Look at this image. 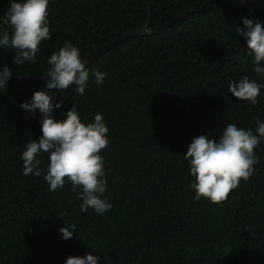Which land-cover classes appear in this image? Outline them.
Wrapping results in <instances>:
<instances>
[{
    "label": "trees",
    "instance_id": "1",
    "mask_svg": "<svg viewBox=\"0 0 264 264\" xmlns=\"http://www.w3.org/2000/svg\"><path fill=\"white\" fill-rule=\"evenodd\" d=\"M49 0L51 39L35 61L13 63L15 50L0 48V65L11 78L43 75L48 59L65 42L81 57L132 31L155 29L193 11L159 32L134 36L95 58L83 95L75 85L47 89L46 80L0 87V264H65L91 253L98 264H264V141L260 163L217 205L190 188L194 177L184 157L194 137L217 138L227 123L255 129L264 121V88L258 103L235 98L229 82L249 75L253 56L235 28L247 16L264 25V0ZM10 0H0V17ZM3 27V26H0ZM11 33V28L9 27ZM92 69L106 73L97 84ZM9 78V79H11ZM37 90L63 100L52 116L65 119L74 104L82 122L103 115L110 143L104 157L106 192L112 208L81 211L83 201L67 180L49 190L48 154L38 158L41 176H25L21 154L39 140L41 113L21 107ZM62 216V217H60ZM76 229L70 239L59 231Z\"/></svg>",
    "mask_w": 264,
    "mask_h": 264
},
{
    "label": "clouds",
    "instance_id": "2",
    "mask_svg": "<svg viewBox=\"0 0 264 264\" xmlns=\"http://www.w3.org/2000/svg\"><path fill=\"white\" fill-rule=\"evenodd\" d=\"M48 5L49 0H10L7 12L0 17V26H3L0 27V48L11 47L15 50V65L35 61L41 42L51 39ZM241 20L244 27L238 25L235 31L246 38L248 54L253 56L252 71L264 77V25L258 19L247 16ZM48 64L50 67L43 72V75L50 77L46 80L47 89L65 91L75 85V91L84 94L90 70L77 46L65 42L58 51L51 53ZM12 75L11 68L0 65V87L5 88ZM91 75L100 84L107 74L92 69ZM262 88L264 84L249 75L229 82V92L252 105L258 103ZM62 104V99L54 102L53 95L44 90L35 91L30 101L21 104L29 113L34 114L39 110L42 124L39 140H28L21 154L23 174L41 176L44 170L39 167L41 160L38 157L46 153L49 162L44 180L49 184V190L63 188L67 180L73 192L81 189L77 195L83 201L82 212L92 208L96 213L103 214L112 208L111 203L102 198L107 180L104 157L100 154L110 143L107 136L109 129L101 113H96L92 122H82L74 104L66 111L65 119L56 120L52 112ZM254 119L257 121L256 134L252 129L227 123L217 138L207 135L193 138L184 157L190 165V175L194 177L190 184V188L195 190L194 199L204 197L220 205L241 180L246 182L253 175L254 166L260 163L254 149L264 141V121H260L259 117ZM75 229V224L69 225L65 221V226L59 231L64 239H70ZM98 261V256L88 253L82 257L69 256L65 264H98Z\"/></svg>",
    "mask_w": 264,
    "mask_h": 264
},
{
    "label": "water",
    "instance_id": "3",
    "mask_svg": "<svg viewBox=\"0 0 264 264\" xmlns=\"http://www.w3.org/2000/svg\"><path fill=\"white\" fill-rule=\"evenodd\" d=\"M219 0H209L208 2H206L201 8L197 9L198 11H201L209 6H211L212 4L216 3ZM191 13H193V11L190 12H186L184 14H181L179 16H177L176 18H174L173 20H170L169 22L155 28V29H150L149 24L141 29L132 31L128 34L122 35L118 38H116L115 40L103 45L102 47H100L99 49L91 52L90 54H88L87 56L83 57V62L88 65L90 64L95 58L99 57L100 55H102L103 53H105L106 51H109L110 49H112L113 47L117 46L118 44H120L121 42H124L127 39H130L134 36H140L143 34H148L150 32H159L161 30H163L165 27L171 25L172 23H174L177 20H181L183 18L188 17ZM50 79V77H46L45 75H28V76H23V77H15V78H11L9 79L6 83H18V82H22V81H26V80H47Z\"/></svg>",
    "mask_w": 264,
    "mask_h": 264
}]
</instances>
